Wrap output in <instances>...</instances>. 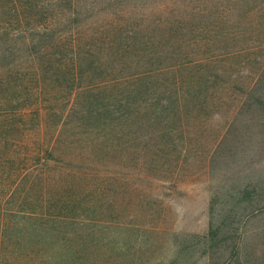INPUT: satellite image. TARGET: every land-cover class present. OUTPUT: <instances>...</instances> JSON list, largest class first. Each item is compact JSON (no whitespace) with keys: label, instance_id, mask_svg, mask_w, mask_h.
Segmentation results:
<instances>
[{"label":"rangeland","instance_id":"rangeland-1","mask_svg":"<svg viewBox=\"0 0 264 264\" xmlns=\"http://www.w3.org/2000/svg\"><path fill=\"white\" fill-rule=\"evenodd\" d=\"M98 7L122 26L118 33L136 37L118 58L113 53L126 40L115 36L110 50L102 43L95 77L112 69L104 77L113 84L120 76L163 73L107 91V104L130 97L118 123L83 125L110 146L108 176L124 164L131 169L120 176L132 185L116 189L109 180L101 200L92 199L89 216L103 224L91 223L79 233L86 239L68 244L71 263L264 264V0H184L188 23L175 30L183 43L171 50L184 52L185 42V56L216 60L188 67L177 80L166 75L168 43L155 29L165 8L152 0ZM175 81L182 92L171 87Z\"/></svg>","mask_w":264,"mask_h":264},{"label":"trees","instance_id":"trees-1","mask_svg":"<svg viewBox=\"0 0 264 264\" xmlns=\"http://www.w3.org/2000/svg\"><path fill=\"white\" fill-rule=\"evenodd\" d=\"M115 1L0 0V264H73L68 244L86 239L88 234L79 233L91 223L103 224L89 216L92 199L101 200L109 180L116 189L132 185L120 176L119 171L131 169L124 164L115 165L118 172L108 176L110 146L83 131L124 119L130 97L116 95L106 103L107 91L116 84L142 86L141 77L163 73L119 74L113 84L104 77L112 69L95 77L104 63L102 48L112 49L115 36L126 40L113 53L117 58L129 50V41L135 44L134 31L118 33L122 26L98 7ZM152 1L166 12L155 28L159 40L168 43L164 50L172 63L166 75L181 79L179 73L188 67L216 60L185 56V42L183 55L171 50L182 34L175 30L188 23L184 0ZM177 82L171 87L182 92L184 85ZM135 169L130 176L138 173Z\"/></svg>","mask_w":264,"mask_h":264}]
</instances>
